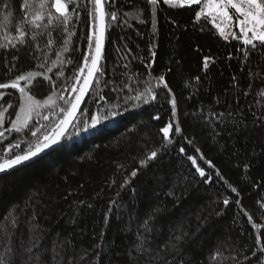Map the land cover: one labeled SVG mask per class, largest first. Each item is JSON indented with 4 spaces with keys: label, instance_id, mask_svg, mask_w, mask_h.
<instances>
[{
    "label": "trees",
    "instance_id": "1",
    "mask_svg": "<svg viewBox=\"0 0 264 264\" xmlns=\"http://www.w3.org/2000/svg\"><path fill=\"white\" fill-rule=\"evenodd\" d=\"M39 3L0 0V45H5L0 83L40 73L20 86L40 104L49 96L55 103L33 113L27 128L9 131L23 96L17 89L0 91V160L22 154L63 118L64 99L76 95L77 70L94 52L95 37L89 41L88 36L96 22L88 0H68L67 23L46 7L41 27L35 28L23 18L25 11L30 18ZM110 5L111 0L105 4L100 61L104 99L92 86L52 152L0 176V260L264 264V47L224 41L206 20H196L199 5L172 7L163 0L156 6L148 0ZM49 12L52 24H47ZM161 75L167 89L158 83ZM149 88L155 99L145 92ZM140 93V100L125 99ZM92 115L100 118L95 126ZM169 124L171 143L160 131ZM29 129H39L38 137ZM154 150L157 157L147 160Z\"/></svg>",
    "mask_w": 264,
    "mask_h": 264
},
{
    "label": "snow or ice",
    "instance_id": "2",
    "mask_svg": "<svg viewBox=\"0 0 264 264\" xmlns=\"http://www.w3.org/2000/svg\"><path fill=\"white\" fill-rule=\"evenodd\" d=\"M88 3L94 6V11L89 12L90 16H93L96 24L95 30L88 36L89 41L93 40V36L95 37V50L94 53H89L87 57L84 58L82 66H80L77 70V74L75 76L76 85L73 86L72 91L76 93V95L72 99H64L63 96L60 99H64L67 108H62L61 112L63 113V118L59 120V122L52 128L50 132H44L42 137H38L39 129L32 130L31 135L33 137H38L35 140L34 146H30L26 151H23L22 154H15L6 159L0 160V172H6L9 169H13L15 166L21 165L26 161H29L32 157H36L40 152L44 151V149L50 147L52 144L57 143L58 138L64 134V131L72 118L76 116L77 109L80 107V104L83 102L85 95L90 91L92 86L96 87L97 95H99V99L103 100L104 95L100 94V85L102 82V78L105 76V69L100 64L102 59V44L105 33V4L109 3V0H88ZM116 0H111V5H114ZM148 3L152 6H156L158 0H148ZM163 3L168 4L172 7H183L184 5H201L200 11L196 12V17L199 19L202 15H204L205 11H207L208 15L212 17L213 22L220 20L222 23H225L227 26L228 22L235 21L237 26L240 29V33L242 34L243 44L245 46H250L252 49H256L259 43V46L264 47V0H163ZM110 5V6H111ZM51 7L63 17V21L67 23L70 19L68 15V0H40L38 10L31 14L29 18V13L25 11L23 22L30 23L35 28H40V21L44 19L45 13L44 9L46 7ZM26 8L25 4H22V10ZM111 19L115 21L117 19V12L112 11L109 13ZM125 15H129V13H125ZM207 18V17H205ZM53 23V15L51 12L47 13V24ZM16 32L18 36L22 37L25 35L22 27L18 26L16 28ZM221 35H224V29H220ZM251 34V35H249ZM71 35V34H70ZM234 38L236 34L233 33ZM7 39V37H5ZM23 43V41H21ZM69 41L65 40L64 51H68L67 45ZM51 44V40L49 41ZM91 46V45H90ZM0 47H5V45H0ZM154 55V53H153ZM60 59V53H57V60ZM207 57L205 58V67H207ZM71 61H69L70 63ZM56 61L53 62L55 64ZM43 67V65H41ZM51 71V68L48 69ZM35 75H40V73L29 72L27 75L21 74L18 75L15 79L6 82L0 83V89H18L23 97H26V100L21 104L20 112L16 114V120L12 121V128L9 129L15 130L16 132H20L23 128L28 127V122L32 118V114L36 112V110L41 107L40 102L33 99L32 96L28 95L25 91L24 87L20 86V82L24 80H31V78ZM105 86L108 81H105ZM158 83L162 84L164 88H168V84L165 82V77L161 75L158 77ZM169 91H171L169 89ZM145 92L148 95H151L152 99H155V95H152L151 89H146ZM141 95L144 93L137 94L134 97H126V101L128 99L140 100ZM264 95V93H261ZM147 98L144 99V103H147ZM47 105H51L55 103V100L52 96H49L47 100L44 102ZM172 105L173 115H175L176 111V101L175 99L170 101ZM2 115V114H0ZM37 115L39 113L37 112ZM110 115L115 116L117 113L111 112ZM45 120L48 119V116L43 117ZM158 118V117H157ZM107 119V117H105ZM92 126L100 123V118L97 115L91 116ZM43 127V126H41ZM172 128V125H166L160 129L163 133L164 139L171 143L169 139V132ZM175 131L179 133L181 129L179 127L175 128ZM0 136H3V133H0ZM14 147L19 148V145H14ZM181 152H184L185 149L181 148ZM157 157V151H151L147 156V160H152ZM188 159L192 161L193 165H196V160L189 156ZM141 163H145V161H141ZM211 166V164H210ZM196 171L200 174L201 177L205 176V172L200 167L196 168ZM133 176L136 175V172L133 171ZM128 181L125 180V184ZM123 187V185H122ZM232 192H237L236 188H232ZM239 204L240 201H237ZM224 204L228 205L229 200L225 199ZM264 207V204L261 205ZM245 215H248L249 220H252V217L245 212ZM147 223V221L145 222ZM253 228H260L259 224H253ZM264 235V233H262ZM257 244L261 243L260 237H257ZM31 251V249H28ZM261 252H264V248L260 249ZM253 256H256V252L252 253ZM248 259V257H245ZM259 260V257H257ZM0 264H4V261L0 260Z\"/></svg>",
    "mask_w": 264,
    "mask_h": 264
},
{
    "label": "built area",
    "instance_id": "3",
    "mask_svg": "<svg viewBox=\"0 0 264 264\" xmlns=\"http://www.w3.org/2000/svg\"><path fill=\"white\" fill-rule=\"evenodd\" d=\"M200 9H201V5H199L196 12L200 11ZM205 17H207V18H205ZM196 20L197 21L206 20L217 31L219 37L221 39H223L224 41L237 39L241 43H243L242 34L240 33V29L237 26L235 21L228 22L227 26H225V23H222L220 20L213 22L212 17L210 15H208L207 11H205L204 15H202L199 19H197V17H196ZM221 28L224 29V35H221V32H220ZM233 33L236 34L237 38H234ZM249 35H251V34H249Z\"/></svg>",
    "mask_w": 264,
    "mask_h": 264
},
{
    "label": "water",
    "instance_id": "4",
    "mask_svg": "<svg viewBox=\"0 0 264 264\" xmlns=\"http://www.w3.org/2000/svg\"><path fill=\"white\" fill-rule=\"evenodd\" d=\"M105 36H106V21H105V33H104V39H103V44H102V51H103V48H104V44H105ZM94 50H95V47H94ZM94 53V52H93ZM92 88V87H91ZM90 88V90H91ZM4 90H10V89H0V91H4ZM18 90V89H17ZM90 91L85 95L84 97V100L83 102L80 104V107L77 109V113H76V116L74 118H72V120L70 121V123L68 124V126L66 127L65 131H64V134L62 136H60L58 138V141L57 143L55 144H52L50 147L44 149V151L40 152L36 157H32L29 161H26L24 162L23 164L21 165H18V166H15L13 169H9L7 170L6 172H0V176L7 173V172H10V171H13V170H16V169H19L21 167H24L28 164H31L33 163L34 161L44 157L45 155L49 154L50 152H52L60 143L61 141L64 139V137L66 136V134L68 133L69 129L71 128V126L73 125V123L75 122L78 114L81 112L86 100H87V97L89 95Z\"/></svg>",
    "mask_w": 264,
    "mask_h": 264
},
{
    "label": "rangeland",
    "instance_id": "5",
    "mask_svg": "<svg viewBox=\"0 0 264 264\" xmlns=\"http://www.w3.org/2000/svg\"><path fill=\"white\" fill-rule=\"evenodd\" d=\"M0 99H1V96H0ZM26 100V97L24 98L23 97V99H22V101L24 102ZM48 106H50V105H47V104H45V103H43V104H41V107H39L38 109H43V108H45V107H48ZM37 109V110H38ZM36 110V111H37ZM38 112V111H37ZM36 112V113H37ZM35 113V112H34ZM1 114V113H0ZM32 117H33V114H32ZM31 120V119H30ZM29 120V121H30ZM2 121H3V114L2 115H0V128L2 127ZM0 133H1V131H0ZM4 136V135H3ZM3 136H0V138H2Z\"/></svg>",
    "mask_w": 264,
    "mask_h": 264
}]
</instances>
